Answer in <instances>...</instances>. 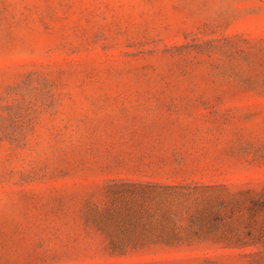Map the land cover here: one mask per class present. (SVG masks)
<instances>
[{
	"label": "rangeland",
	"instance_id": "obj_1",
	"mask_svg": "<svg viewBox=\"0 0 264 264\" xmlns=\"http://www.w3.org/2000/svg\"><path fill=\"white\" fill-rule=\"evenodd\" d=\"M0 264H264V0H0Z\"/></svg>",
	"mask_w": 264,
	"mask_h": 264
}]
</instances>
